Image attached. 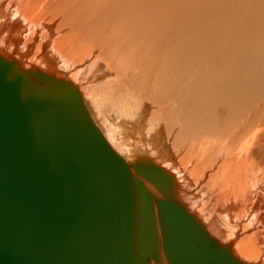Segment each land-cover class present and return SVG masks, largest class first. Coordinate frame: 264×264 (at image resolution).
<instances>
[{
    "label": "bare ground",
    "instance_id": "bare-ground-1",
    "mask_svg": "<svg viewBox=\"0 0 264 264\" xmlns=\"http://www.w3.org/2000/svg\"><path fill=\"white\" fill-rule=\"evenodd\" d=\"M0 55L69 81L133 174L264 264V0H0Z\"/></svg>",
    "mask_w": 264,
    "mask_h": 264
},
{
    "label": "water",
    "instance_id": "water-1",
    "mask_svg": "<svg viewBox=\"0 0 264 264\" xmlns=\"http://www.w3.org/2000/svg\"><path fill=\"white\" fill-rule=\"evenodd\" d=\"M169 182L132 173L69 81L0 55V264H244Z\"/></svg>",
    "mask_w": 264,
    "mask_h": 264
},
{
    "label": "rangeland",
    "instance_id": "rangeland-1",
    "mask_svg": "<svg viewBox=\"0 0 264 264\" xmlns=\"http://www.w3.org/2000/svg\"><path fill=\"white\" fill-rule=\"evenodd\" d=\"M93 108V107H92Z\"/></svg>",
    "mask_w": 264,
    "mask_h": 264
}]
</instances>
